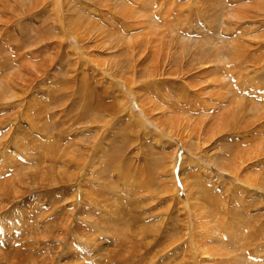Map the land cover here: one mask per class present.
<instances>
[{
  "label": "rangeland",
  "instance_id": "374dc122",
  "mask_svg": "<svg viewBox=\"0 0 264 264\" xmlns=\"http://www.w3.org/2000/svg\"><path fill=\"white\" fill-rule=\"evenodd\" d=\"M234 41L245 45L244 56H236ZM262 104L264 0H0V264L13 254L23 264L46 256L48 264H100L91 244L110 247L123 232V224L110 228L116 218L103 201L125 204L128 184L153 195L165 243L188 238L187 191L199 223L215 232L207 251L233 252L221 239L230 231L219 226L226 218L261 229L254 258L239 251L205 258L186 242L176 262L264 264L262 196L220 169L264 151ZM46 148L53 154L44 159ZM80 152L94 159L84 172L63 166L60 153ZM260 157L244 177L264 179ZM172 168L180 176L170 178ZM30 170L37 189L21 181ZM55 176L60 181L50 182ZM42 218L49 227L35 232ZM47 236L55 243L35 241ZM62 243L69 250L53 261L49 250Z\"/></svg>",
  "mask_w": 264,
  "mask_h": 264
},
{
  "label": "bare ground",
  "instance_id": "6f19581e",
  "mask_svg": "<svg viewBox=\"0 0 264 264\" xmlns=\"http://www.w3.org/2000/svg\"><path fill=\"white\" fill-rule=\"evenodd\" d=\"M62 22H64V21H62ZM232 46H233V50H234L236 56H240V55L244 56V54L248 51L246 49L245 45L241 41H237V42L234 41V44ZM219 50H220L219 48L215 50L218 58H219V54H220ZM221 60H222V57L220 56L219 61H221ZM242 100H245V99H242ZM262 105H263V109H264V104H262ZM246 109H250V108H246ZM259 109L261 110V108H259ZM259 119L263 120V122H264V114ZM262 126H264V123H263V125L261 124V127ZM160 130H162V129L160 128ZM220 132L221 131H217V133L215 132L216 134L214 133L215 135L211 136V138H210L211 141L217 140L218 135L220 134ZM210 144H211V142H210ZM55 151L58 152L57 149L54 150L53 152H55ZM44 153H45L44 159H46V157L48 158V156H51L53 154V153L51 154L48 151V148H46V151ZM81 153L82 152H80L78 155H65L63 153H60L64 157H67V158L63 159V162H62L63 166L69 168V166L73 163V164L76 165L75 167H77L78 169L80 168V170L82 171V166L85 165V163L87 161L90 162L91 164H93L94 159L91 158V159L88 160L87 159L88 157L86 156L85 157L86 161H85V159H84L85 155L81 154ZM93 153H91L92 156H94L96 158L98 156V151H95ZM261 155L264 156V151H260L254 157L250 156L249 158H244V159L242 158L243 161L240 162V164L237 167V169H233L231 171L225 170L224 168H220V169L223 172V173H221L222 176H225L226 174H228L229 176L232 177V181L240 183L242 188H249L250 190L254 191L255 194H257L259 196H262V198H261L262 202L261 203L264 204V179L252 180V179H247L243 175L245 173V169L248 167L249 161H252V159L255 160L258 157H260ZM54 156H55V154H54ZM55 158H54V162H56ZM51 159H53V158H51ZM54 162H53V160H51V164L47 166L52 171H53L54 167L57 166ZM48 168H47V170H48ZM35 171L36 170H33V171L30 170V171L24 172V173H22L20 175L21 181L26 183V184H28V185H30L29 187L33 188V189H37V185H38V183H36V181H35V177H36ZM82 172H84V171H82ZM170 172H171L170 178H177L178 176H180V174H177L178 172H176L175 169H173V168L171 169ZM172 172H174V173H172ZM167 173H169V172L167 171ZM29 175H31V176H29ZM50 176L54 177V175L51 172H50ZM79 176H80V178H82L83 174H80V175L75 177V179L80 183ZM51 177H49L50 182L56 183V182L60 181V180L56 179V176H55V178H51ZM170 181L167 180V182H170ZM148 182L149 181L147 180L145 182H142V185H141V183L139 184L141 186L142 190H148L149 189ZM159 183L161 184V182H159ZM50 185H52V184L50 183ZM83 185L86 186V183L85 184L81 183L79 185V186H81L80 187V191L81 192H82L81 188L84 187ZM24 186H26V185H24ZM128 186H132V188L126 187L127 190H125L124 193L122 192L121 193L122 195H120V196H122L123 202L125 204H121L122 201L117 203V201L114 202V200L112 201L110 199H107V200H109V202L107 204H106L105 200L103 201L104 202V208L110 210V212H112V214H113L112 216L113 217L115 216V218H116V220L114 219L116 222L114 223V225L112 224L113 227L110 225L111 226L110 228L113 229L114 227H117V228H114V230H117L118 226L123 224L122 227L120 226L121 230L123 229L122 230L123 232H121V237L117 236L118 238L116 237V238L112 239L110 247L105 248L104 245L103 246L99 245L98 244L99 243L98 240H94V242L98 241V243H94L93 242L91 244V246L94 248V250L98 254H100V255L102 254L103 257H104L103 261L101 260L102 262L100 264H188V262L185 261L184 258H182L181 261H177V262H176V260H174V257L179 252L182 251V245L184 243H186V242L189 244V245H187L188 247L186 246V249H189V247L193 244V247L195 246V248L197 249L198 253L201 256L205 257V258L210 256L211 254L212 255L213 254L214 255L217 254V255L230 256L231 253H234V252H237V251H239L241 255L243 254L244 258H246V257H250L251 258V256H253V252L258 251L257 249L260 248V242H258V240H260V238H262V237L261 236L259 237L258 234H257L258 232L261 231L260 228H258L257 226H253L252 224L249 223L248 220H247V224L245 223L243 225H240V224L239 225H234V222H232L231 219L229 220V219L226 218L225 220L222 219L223 221H220L219 226H221V227L225 226L224 229H226L228 227L230 229V231H228V234H226L225 237L223 236L222 238L221 237L220 238L222 239V241L224 243H226L230 247H233L232 250H231L233 252H230L228 249L227 250H222V251L221 250H216V249L213 250V251H207L206 250V245L207 244L205 242V239L208 240L209 237L212 236L211 234H214L215 232H214L213 229H212V231H213L212 233L207 232L206 231L207 230L206 227L204 226V224H202L203 222L199 223L200 221H204V218L202 216H200L201 213L199 214L198 209H196L195 206L193 205V203L195 202L196 198H194V196L191 195L190 191L189 192L187 191V199L189 200V203L186 206V208L192 214L193 217H192L191 220H189L188 226L186 227L188 229V238H187V240L184 239V238L179 239V240H181L180 241L181 243H177V242H179L178 239L173 241L172 243H165L166 240H169V237H167V236L163 237L165 229H163V227H162V225L160 223V222H163V220H160L159 222L157 221L158 223L154 221V219H155L154 217H157V213H155V212L153 213L152 212V210L154 208H156L154 206V205H156L155 204L156 202L154 203V201H156V200H152L154 198V197H152L153 195L152 196H150V195L147 196V195H145L144 193L141 192V189H140V191H134L132 184H128ZM140 186H139V188H140ZM164 188H166V187H164ZM189 188H191V187H189ZM160 191L164 192V189L163 190L161 189ZM169 191H170V188H167L164 193L166 195H169L170 194ZM112 192H114V190ZM209 192L211 193V191H209ZM18 193H26V190L18 191ZM109 193H110V191H109ZM89 194H92V193H89ZM129 195L131 197H129ZM90 197L93 198V196H90ZM112 197H117L116 193L112 194ZM159 199H157V200H159ZM25 203H27V202H25ZM91 203L94 204L95 202L91 201ZM34 204H36V203H35L34 200H32L30 202V204H27L26 207H28V209L31 210V208L34 206ZM97 204H100V203L97 202ZM94 205H96V204H94ZM96 206H98V205H96ZM35 208L36 207L34 206L32 209L34 210ZM220 213H222L221 208H220ZM113 217H112V219H113ZM122 219L124 221H122ZM241 220H243V219H241ZM35 221H36L35 223L37 224V228L38 227H49L48 226L49 222L45 218H42L41 221H39V220H35ZM234 221H235V219H234ZM226 225H228V226L226 227ZM254 225H255V223H254ZM39 229L40 228H38L35 232H37ZM187 229H185V230H187ZM196 229H200V230L196 231ZM118 231H120V230L118 229ZM238 232L241 235H239ZM118 233L119 232H117V234ZM12 234H13L12 239H18L20 237L16 233V231L12 232ZM46 238H48L49 240L48 239L45 240ZM46 238H44V237L43 238H37V239H35V241L37 243L41 242V243H46V244L49 243V242H53V244L55 243L54 240H56V239L55 238L53 239L52 236H47ZM15 245H18V244H15ZM54 247H55V249H53V250L50 249L49 250L50 253L48 254V257L49 256L53 257V261H55L59 257V255L55 254V253H58V250H60V249L63 250V251L65 249L69 250V248L66 247V245L64 243H62L60 245H55ZM227 248H229V247H227ZM194 251H195V249H194ZM104 252H106V253H104ZM183 252H184V250H183ZM70 253L72 254L73 251L70 252ZM194 254H197L196 251H195ZM102 255L100 257H102ZM182 255H185V254H182ZM67 256H68V254H67ZM256 256H257V254H256ZM181 257H179V258H181ZM18 258L19 257H17L16 254L11 255V257H8L6 259L8 261L7 264H23V263H20L19 260H17ZM253 258H254V256H253ZM62 259H64V258H62ZM231 259H234V257L231 258ZM58 261H60V260H58ZM65 261H66V259H65ZM67 263L71 264L70 262H67V261L64 262V264H67ZM35 264H48L47 256L44 257V259L40 263H35ZM79 264H80V261H79ZM244 264H246V263H244ZM249 264H251V263H249Z\"/></svg>",
  "mask_w": 264,
  "mask_h": 264
}]
</instances>
